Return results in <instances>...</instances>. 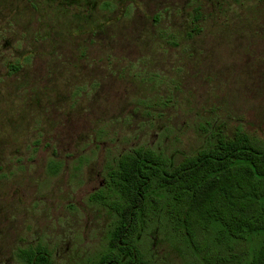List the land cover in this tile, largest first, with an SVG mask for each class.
<instances>
[{
  "label": "rangeland",
  "instance_id": "1",
  "mask_svg": "<svg viewBox=\"0 0 264 264\" xmlns=\"http://www.w3.org/2000/svg\"><path fill=\"white\" fill-rule=\"evenodd\" d=\"M238 129L264 138V0H0V264H97L117 157Z\"/></svg>",
  "mask_w": 264,
  "mask_h": 264
},
{
  "label": "trees",
  "instance_id": "2",
  "mask_svg": "<svg viewBox=\"0 0 264 264\" xmlns=\"http://www.w3.org/2000/svg\"><path fill=\"white\" fill-rule=\"evenodd\" d=\"M90 199L114 214L97 264H167L158 233L182 264H264V138L221 133L180 162L151 148L122 153ZM26 264H51L46 250Z\"/></svg>",
  "mask_w": 264,
  "mask_h": 264
}]
</instances>
